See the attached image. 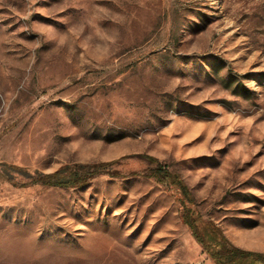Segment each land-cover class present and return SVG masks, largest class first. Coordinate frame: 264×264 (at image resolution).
Segmentation results:
<instances>
[{"label":"rangeland","instance_id":"rangeland-1","mask_svg":"<svg viewBox=\"0 0 264 264\" xmlns=\"http://www.w3.org/2000/svg\"><path fill=\"white\" fill-rule=\"evenodd\" d=\"M143 155L264 253V0H0V264H215ZM137 173V174H135Z\"/></svg>","mask_w":264,"mask_h":264},{"label":"trees","instance_id":"trees-1","mask_svg":"<svg viewBox=\"0 0 264 264\" xmlns=\"http://www.w3.org/2000/svg\"><path fill=\"white\" fill-rule=\"evenodd\" d=\"M141 157L154 164L143 176L154 179L170 193L178 203L180 221L188 227L193 238L215 264H264L263 252L245 250L233 245L220 228L199 215L188 187L176 173L159 164L153 156ZM124 159L126 156L106 162L67 163L52 172L34 175L12 164L0 163V168L9 175L23 176L25 181L21 186L37 184L45 187L82 188L101 174L119 175L117 170L111 168L119 165Z\"/></svg>","mask_w":264,"mask_h":264}]
</instances>
